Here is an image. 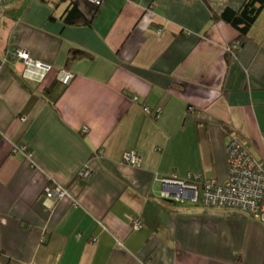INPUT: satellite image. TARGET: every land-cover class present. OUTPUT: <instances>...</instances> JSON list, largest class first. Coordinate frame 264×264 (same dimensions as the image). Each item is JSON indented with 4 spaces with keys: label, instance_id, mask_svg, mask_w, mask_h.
I'll list each match as a JSON object with an SVG mask.
<instances>
[{
    "label": "crops",
    "instance_id": "0c3cea01",
    "mask_svg": "<svg viewBox=\"0 0 264 264\" xmlns=\"http://www.w3.org/2000/svg\"><path fill=\"white\" fill-rule=\"evenodd\" d=\"M244 1L0 8V54L23 47L53 66L43 82H23L13 55L2 70L0 264H264L263 219L205 207L191 190L175 200L165 184L196 173L226 181L232 136L264 158V12L244 45L234 27L213 21ZM73 4L90 23L64 21ZM71 50L86 55L54 102L62 88H49ZM133 150L138 163L124 159Z\"/></svg>",
    "mask_w": 264,
    "mask_h": 264
},
{
    "label": "built area",
    "instance_id": "2783aa9c",
    "mask_svg": "<svg viewBox=\"0 0 264 264\" xmlns=\"http://www.w3.org/2000/svg\"><path fill=\"white\" fill-rule=\"evenodd\" d=\"M12 0H0V8L11 2ZM95 5H101L102 0H89ZM240 48L239 43L235 42L229 46V50H237ZM11 55L16 56L22 62L24 69L22 75L30 81L43 82L49 75L53 66L34 60L30 57L29 51L26 48L18 47L14 51L7 50L3 55L0 54V79L2 70L10 61ZM73 73L68 70H63L61 80L64 83H70L73 79ZM138 100V98H135ZM163 112L161 107L155 110V115L158 116ZM21 151H28L27 145H19ZM29 157L31 155L29 154ZM227 158L229 167V177L227 181H219L216 179L202 180L201 174H190L187 181L197 201H200L204 206L219 207V208H235L254 216H257L264 221V158H257L249 146L237 136H233L227 145ZM125 161L138 163L140 156L133 150L124 154ZM81 175L88 177V170L82 171ZM203 184L202 192L198 194L197 184ZM53 192H49L51 196ZM179 199V197H177ZM141 223L135 224L137 230L141 229Z\"/></svg>",
    "mask_w": 264,
    "mask_h": 264
},
{
    "label": "trees",
    "instance_id": "16d2710c",
    "mask_svg": "<svg viewBox=\"0 0 264 264\" xmlns=\"http://www.w3.org/2000/svg\"><path fill=\"white\" fill-rule=\"evenodd\" d=\"M205 1L208 2V0ZM263 12H264V0H245L239 9L226 7L220 13L213 12V21L214 22L225 21L226 23L234 27L239 32L238 41L241 43V45H244L249 41H253V29L257 21L261 17V15L263 14ZM63 19L68 24L90 23L87 16L80 10V8L76 4L71 5L67 9L65 14L63 15ZM237 50H233V51L229 50V51L236 52ZM83 55H86L85 52L79 50H71L66 69L64 70L70 71L72 62ZM22 78H23L22 80H24L23 82L25 81L27 82V80L23 77V75ZM55 79L56 80L54 81V84L49 88V90L57 91L58 87H61L62 90L57 91L56 95L54 96V102L60 99L62 94L65 92L67 85L70 84V83L67 84L64 83L61 80V78L58 79V77H56ZM47 92L49 91L47 90ZM185 182L188 181L186 180ZM3 252H4V248L0 243V254Z\"/></svg>",
    "mask_w": 264,
    "mask_h": 264
},
{
    "label": "water",
    "instance_id": "95a60500",
    "mask_svg": "<svg viewBox=\"0 0 264 264\" xmlns=\"http://www.w3.org/2000/svg\"><path fill=\"white\" fill-rule=\"evenodd\" d=\"M165 184H169L174 190L173 195H176V198L179 197H185L184 191L187 189L192 188V186L185 184L182 180H166Z\"/></svg>",
    "mask_w": 264,
    "mask_h": 264
},
{
    "label": "rangeland",
    "instance_id": "374dc122",
    "mask_svg": "<svg viewBox=\"0 0 264 264\" xmlns=\"http://www.w3.org/2000/svg\"><path fill=\"white\" fill-rule=\"evenodd\" d=\"M86 1L90 2V3H91V4H93L94 6H97V7H99V5H95L94 3H92V2H91V1H89V0H86ZM103 1H104V0H102V3H103ZM101 5H102V4H101ZM101 5H100V6H101ZM157 108H158V107H157ZM157 108H156V109H157ZM162 110H163V108H162ZM84 131L86 132V131H87V129H86V128H84ZM30 155H31V154H30ZM31 156H32V155H31ZM229 171H230V170H229ZM81 176H82V175H81ZM82 177H84V176H82ZM228 179H230V177H229V176H228ZM228 179H227V180H228ZM227 180H226V181H227ZM196 184H197V183H196ZM197 186H198V187H197V192H198V194H199V192H200V193L202 192V189H203V184H200V185H199V183H198V184H197ZM165 196L169 197L170 195H165ZM188 196H189V197H191V199H192V200H195V201H197V200L195 199V197H194V194H193L192 192H191V194H188ZM173 198H175V197H173ZM185 199H187V200H188V198H187V197H185L183 200H185ZM205 207H208V206H205ZM212 208H219V207H212ZM250 214H251V213H250ZM261 218H262V217H261Z\"/></svg>",
    "mask_w": 264,
    "mask_h": 264
},
{
    "label": "clouds",
    "instance_id": "9594fccd",
    "mask_svg": "<svg viewBox=\"0 0 264 264\" xmlns=\"http://www.w3.org/2000/svg\"><path fill=\"white\" fill-rule=\"evenodd\" d=\"M12 1H13V0H12ZM9 3H10V2H9ZM9 3H8V4H9ZM84 171H86V170H84ZM88 171H89V170H88ZM89 172H90V171H89ZM90 174H91V172H90ZM89 176H90V175H89ZM89 176H88V177H89ZM183 182H184L185 184L189 185V182H185V181H183ZM172 197H175V200L177 199V198H176V195H172Z\"/></svg>",
    "mask_w": 264,
    "mask_h": 264
}]
</instances>
